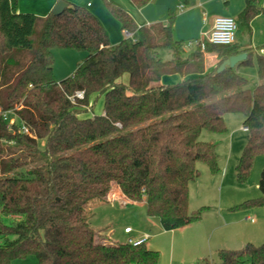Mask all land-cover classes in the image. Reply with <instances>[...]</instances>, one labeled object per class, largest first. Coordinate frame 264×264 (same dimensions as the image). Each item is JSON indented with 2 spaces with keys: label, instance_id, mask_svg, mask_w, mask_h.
<instances>
[{
  "label": "trees",
  "instance_id": "trees-1",
  "mask_svg": "<svg viewBox=\"0 0 264 264\" xmlns=\"http://www.w3.org/2000/svg\"><path fill=\"white\" fill-rule=\"evenodd\" d=\"M132 1L139 8L151 2ZM105 4L136 40L112 44L101 20L81 5L41 17L18 12V0H0V264L30 256L37 264H158L160 252L146 243L100 239L86 205L116 183L133 202L145 201L147 214L165 230L200 221L203 208L189 211L190 183L200 175L199 163L220 169L215 145L200 135L224 132L229 112L244 113L248 133L236 166L240 183L264 153V54H257L259 81L252 89L237 68L251 64L253 49L207 43L205 51L217 53L220 62L206 72L205 51L196 47L186 55L185 42L176 37L175 12L166 23L139 27L122 6ZM259 14L261 0H246L238 22L251 33ZM54 48L87 56L58 80ZM242 52L245 60L217 71ZM172 74L181 81L160 83ZM77 90L85 98L73 103L69 97ZM100 98L103 112L95 114ZM6 112L21 123H10ZM259 189L260 197L239 206L264 207V169ZM219 259L264 264V243L221 249Z\"/></svg>",
  "mask_w": 264,
  "mask_h": 264
},
{
  "label": "rangeland",
  "instance_id": "rangeland-1",
  "mask_svg": "<svg viewBox=\"0 0 264 264\" xmlns=\"http://www.w3.org/2000/svg\"><path fill=\"white\" fill-rule=\"evenodd\" d=\"M100 1L114 20L110 25L115 24L120 30L121 23L118 18L107 8L105 0ZM123 1L137 8L132 0ZM263 1L264 0H262V5ZM113 2L122 6L124 9H128L120 2L114 0ZM186 7H188V5H186ZM257 24V32L258 36H260L261 32L264 33V18L260 17ZM184 41L185 54L187 55L195 50V48L187 46L189 40ZM236 42H238L239 45H250L251 42L250 33L247 28L240 23H238ZM53 54L55 58L54 73L58 79H64L71 75L87 56L86 51L66 48H54ZM162 55L165 59L171 57L168 51H162ZM251 60V64L240 65L237 70L247 78L250 88L253 89L259 81L256 53H253ZM127 78L128 75L126 74L123 79L127 80ZM169 78H173L174 81L178 78V75ZM94 112L95 114L103 112V98L98 99L95 103ZM91 113L92 111L89 114ZM244 120L245 115L242 112L226 113V130L224 132L217 133L203 130L200 135L201 140L212 142L215 145L220 168L218 172H212L208 165L199 163L200 175L190 183L189 211L192 212L203 208L201 224H203V227L205 226L204 228L206 230L203 239L200 241H193V233H190V236L184 237L183 234L178 231L172 232L171 230H164L160 219L158 217L149 216L146 211V206L140 202L136 204H123L117 201L112 205L100 203L95 206L94 203L97 202L98 199L91 200L86 205V214L91 225H94L93 227L95 228L98 227L103 229L115 242L120 243L127 242L130 235L149 233L151 238L146 245L160 252L158 264H195L197 262L195 258L199 253V249L202 247L212 264H219V250L228 249L227 247L220 246L225 233L231 229V226H225L226 221L231 219L228 217H238L244 210L250 208L239 205L246 200L256 199L262 194L259 189V180L264 169V153L256 156L250 176L246 182L240 183L236 178V166L246 145L248 134L247 130L244 129ZM17 123H21L20 120H17ZM39 147L41 149L44 148V141H39ZM255 208H259L264 212V207L262 206ZM219 212L226 218L218 216ZM128 225L134 230L132 234L125 232V227ZM262 243H264V240L255 245H260ZM11 264H37V260L34 256H30L25 259L15 260Z\"/></svg>",
  "mask_w": 264,
  "mask_h": 264
},
{
  "label": "crops",
  "instance_id": "crops-1",
  "mask_svg": "<svg viewBox=\"0 0 264 264\" xmlns=\"http://www.w3.org/2000/svg\"><path fill=\"white\" fill-rule=\"evenodd\" d=\"M60 0H18V12H30L34 13L38 16L45 17L51 13L52 9ZM68 4H77L86 7L92 13H94L104 24L106 29L109 32L110 40L112 44H116L121 40L127 37L126 30H119L115 24L113 23V19L108 14L104 6L102 5L100 0H65ZM113 1V0H111ZM122 3L128 9H126L129 14L134 18L135 22L139 27L150 25L157 22L166 23L168 20V14L170 11L176 13V19L174 22V30L176 37L180 40H190L194 38L201 37L204 33H207L211 27L215 17L221 15L233 16L237 22L240 13L243 11L246 5V0H190L188 7L183 5L180 0H151V2L142 7V8H134L131 5H128L123 0H114ZM261 6L264 7V1ZM203 17V19H202ZM260 17L264 18L263 14H259L251 21V42L250 45H239L237 41V33H236V43L241 50H246L252 48L254 53L256 54H264V33H260L258 36V24L257 21ZM239 23V22H238ZM136 36L135 34L133 35ZM185 42V41H184ZM196 48V47H194ZM205 51V50H204ZM219 58L217 53L215 52H207L205 51V69L206 72L212 71L218 64ZM72 70V69H71ZM75 71V70H74ZM73 71V72H74ZM71 72V71H70ZM73 73H71L72 75ZM178 74L165 75L160 83L170 84L181 81L182 77L178 75V78L173 81V78ZM70 76V75H69ZM57 78V77H56ZM58 79V78H57ZM61 80V79H58ZM9 120L14 123L17 122L18 117L13 113H8ZM21 122V121H20ZM247 140V139H246ZM199 165V164H198ZM236 171V170H235ZM190 192V186H189ZM190 199V197H189ZM117 201L122 202L123 204L129 203H139L133 202L129 198H127L122 192L121 188L116 184H112V188L108 194L102 199H98L97 202L94 203L95 206L98 204H107L112 205ZM146 206L145 201L140 202ZM190 206V200H189ZM228 209V208H227ZM218 216L222 218H226L222 215L221 212L218 213ZM225 223L226 227H230L231 229L227 231L223 237V241L220 243V246L227 247L228 249H237L242 248L248 243L257 244L264 240V212L259 208H249L244 210L242 214L238 217H228ZM94 226V225H92ZM131 227V226H126ZM125 227V228H126ZM205 227V226H204ZM201 224V220L198 222H194L188 224L186 226L180 227L178 229L171 230L172 232H180L184 237L190 236V233H193V241H200L205 237L206 230ZM95 228V227H94ZM97 231H100L102 240L115 242L107 232L103 231V229L96 227ZM193 229V230H189ZM165 230V229H164ZM132 232H126L128 234H132ZM144 233L132 236H141ZM149 234V233H148ZM150 235V234H149ZM128 238V239H129ZM151 238V235L149 239ZM148 239V240H149ZM147 240V242H148ZM146 242V243H147ZM149 247V246H148ZM150 249L156 250L153 247H149ZM195 264H212L211 260L207 257L204 248L199 249V253L197 254Z\"/></svg>",
  "mask_w": 264,
  "mask_h": 264
},
{
  "label": "built area",
  "instance_id": "built-area-1",
  "mask_svg": "<svg viewBox=\"0 0 264 264\" xmlns=\"http://www.w3.org/2000/svg\"><path fill=\"white\" fill-rule=\"evenodd\" d=\"M238 30V22L233 16L228 15H221L214 18L211 29L204 33L200 38L189 40L187 42V46L189 47H200L202 51L206 49L207 43L212 44H232L236 41V33ZM126 38H132L136 40L132 33L126 31ZM70 100L73 103H77L78 100H82L85 98V91L84 90H77L73 95H71ZM90 110V108H89ZM91 112V110H90ZM8 113L4 114V117L8 118ZM94 115V113H91ZM10 123H12L10 121ZM120 126V124L118 123ZM247 130V127H244ZM21 131L24 133H28L29 129L25 124H22ZM126 232H132L131 227L125 228ZM150 235L148 233H144L141 236H132L128 239L127 242L133 245H141L147 242Z\"/></svg>",
  "mask_w": 264,
  "mask_h": 264
},
{
  "label": "water",
  "instance_id": "water-1",
  "mask_svg": "<svg viewBox=\"0 0 264 264\" xmlns=\"http://www.w3.org/2000/svg\"><path fill=\"white\" fill-rule=\"evenodd\" d=\"M68 2L65 0H60L55 7L52 9L51 13L53 15H59L61 14L67 7H68ZM247 52H242L239 54H235L224 60L221 65L218 68V72L223 71L227 66L234 67L237 65L239 62L245 60L247 58Z\"/></svg>",
  "mask_w": 264,
  "mask_h": 264
}]
</instances>
